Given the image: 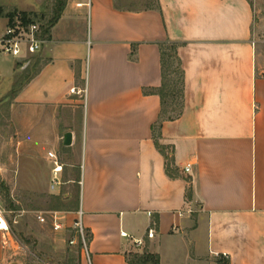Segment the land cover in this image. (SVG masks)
Masks as SVG:
<instances>
[{
  "label": "crops",
  "instance_id": "obj_1",
  "mask_svg": "<svg viewBox=\"0 0 264 264\" xmlns=\"http://www.w3.org/2000/svg\"><path fill=\"white\" fill-rule=\"evenodd\" d=\"M45 1L0 0V35L8 13L36 17ZM260 1L151 0L129 9L127 0H55L41 52L29 62L0 57L7 81L16 65L17 73L30 67L9 115L27 161L21 177L39 170L49 194L66 202L53 210L64 219L81 210L90 264H152L133 260L145 256L158 264H264ZM170 45L182 73L172 121L162 118L158 95L160 47ZM168 100L166 117L174 114ZM48 153L62 167L54 193ZM3 223L0 264H8L12 234ZM79 264H87L82 256Z\"/></svg>",
  "mask_w": 264,
  "mask_h": 264
},
{
  "label": "rangeland",
  "instance_id": "obj_2",
  "mask_svg": "<svg viewBox=\"0 0 264 264\" xmlns=\"http://www.w3.org/2000/svg\"><path fill=\"white\" fill-rule=\"evenodd\" d=\"M51 1L46 0L43 12L33 19V23L39 25L41 30L45 29L52 20L49 4H55V0ZM127 2L135 4L129 9H143L146 3H151V0H127ZM260 5L264 7V0L260 1ZM8 62L12 63V59L8 58ZM169 65L167 77L169 82L174 83L179 76L175 70L176 62L170 58ZM19 67L15 66L12 80L7 81L0 77V210L12 234L8 264H79L80 247L73 229V221L66 220L63 218L64 214L53 211L60 209L61 203L65 205L66 202L56 201L49 194L48 182L41 177L39 170L33 167L31 170L25 168L23 178L19 172L20 162L23 161L24 164L27 161L21 160L16 152L17 132L9 118L11 91L18 88L30 73V67H26L22 73H17ZM4 73L0 71V76ZM170 101L168 100L169 104ZM172 107L170 105L169 108ZM39 165L40 170L43 169L40 162ZM71 190L72 196L67 201L72 204L75 194L73 189ZM39 217L44 219L43 223L39 221ZM55 224L60 226L58 230L54 229Z\"/></svg>",
  "mask_w": 264,
  "mask_h": 264
},
{
  "label": "built area",
  "instance_id": "obj_3",
  "mask_svg": "<svg viewBox=\"0 0 264 264\" xmlns=\"http://www.w3.org/2000/svg\"><path fill=\"white\" fill-rule=\"evenodd\" d=\"M45 44L46 34L44 33V29L41 30L40 26L34 23L22 25V23L18 19H14V21L10 25H7L3 33L0 35V57H7L14 60H24L25 62H29L41 52ZM47 158L51 163L49 191L51 193H54L63 186L60 175L62 167L53 153H48ZM190 170V164H187L183 168V172L185 174H189ZM79 185H81L80 182ZM38 219L41 223L44 222V219H42L41 217H39ZM3 222L4 214L0 210V228ZM59 228V225H54L55 230H58ZM73 229L77 234L80 247V255L87 264H90L88 240L82 224L81 210H78L76 213V218L73 221ZM4 230H6V228ZM121 236L126 237V234L122 233ZM152 237L153 231L149 230L147 232V238ZM70 244H74V242H70ZM134 244L136 246H140L142 242L141 240H135Z\"/></svg>",
  "mask_w": 264,
  "mask_h": 264
},
{
  "label": "trees",
  "instance_id": "obj_4",
  "mask_svg": "<svg viewBox=\"0 0 264 264\" xmlns=\"http://www.w3.org/2000/svg\"><path fill=\"white\" fill-rule=\"evenodd\" d=\"M62 6V4H60ZM59 6V7H60ZM5 18L7 19V25H10L14 19H18L22 25H27L29 23H33V19L35 18V15H29L23 12H10L8 13ZM57 17L55 16L48 24V26L44 29V33H48V30L53 26L55 20ZM169 48L167 52V49L163 50L162 47L161 49V57H160V64H161V87L158 91V95L161 99V104H162V118L168 121H172L176 119L180 115V110H181V98H182V73L180 70V63L179 60L176 57V46L170 45L168 46ZM173 59L176 62V67L175 70L178 73V78L176 82L172 83L169 82L167 73L170 70V65H169V59ZM15 90H12L11 94H14ZM170 99V105H172L174 108L172 109V112L174 113L173 115L170 116H164L165 113V108L167 102V99ZM11 207V206H10ZM11 209V208H10ZM12 211V210H11ZM15 211V210H14ZM133 260H137L139 263H145L150 262L152 264H158L157 258L152 257V256H145L142 258H137L133 257ZM130 264H133V261H130ZM217 264H229L224 258H219L217 261Z\"/></svg>",
  "mask_w": 264,
  "mask_h": 264
},
{
  "label": "water",
  "instance_id": "obj_5",
  "mask_svg": "<svg viewBox=\"0 0 264 264\" xmlns=\"http://www.w3.org/2000/svg\"><path fill=\"white\" fill-rule=\"evenodd\" d=\"M70 143H71V136L70 134L67 133L63 136V144L64 146H69Z\"/></svg>",
  "mask_w": 264,
  "mask_h": 264
},
{
  "label": "bare ground",
  "instance_id": "obj_6",
  "mask_svg": "<svg viewBox=\"0 0 264 264\" xmlns=\"http://www.w3.org/2000/svg\"><path fill=\"white\" fill-rule=\"evenodd\" d=\"M1 227H2L3 229H5V228H6V225H5L4 223H2V224H1Z\"/></svg>",
  "mask_w": 264,
  "mask_h": 264
}]
</instances>
